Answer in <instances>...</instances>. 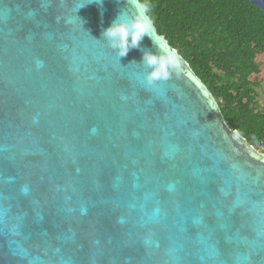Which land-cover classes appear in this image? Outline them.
<instances>
[{"label":"water","instance_id":"1","mask_svg":"<svg viewBox=\"0 0 264 264\" xmlns=\"http://www.w3.org/2000/svg\"><path fill=\"white\" fill-rule=\"evenodd\" d=\"M0 264H264V153L140 0H0Z\"/></svg>","mask_w":264,"mask_h":264},{"label":"trees","instance_id":"2","mask_svg":"<svg viewBox=\"0 0 264 264\" xmlns=\"http://www.w3.org/2000/svg\"><path fill=\"white\" fill-rule=\"evenodd\" d=\"M140 2L213 93L231 129L264 153V12L248 0Z\"/></svg>","mask_w":264,"mask_h":264},{"label":"clouds","instance_id":"3","mask_svg":"<svg viewBox=\"0 0 264 264\" xmlns=\"http://www.w3.org/2000/svg\"><path fill=\"white\" fill-rule=\"evenodd\" d=\"M122 15L124 13L120 12L112 24L102 33L103 39H106L110 46L118 51L120 57L126 56L132 48H139L144 36H149L148 28L139 16L121 19ZM141 63H146L153 69L148 76V79L151 80L155 75L156 60L153 59L150 50L144 51Z\"/></svg>","mask_w":264,"mask_h":264},{"label":"rangeland","instance_id":"4","mask_svg":"<svg viewBox=\"0 0 264 264\" xmlns=\"http://www.w3.org/2000/svg\"><path fill=\"white\" fill-rule=\"evenodd\" d=\"M258 94H259V104L261 107L264 109V84L262 85L261 88L258 89Z\"/></svg>","mask_w":264,"mask_h":264}]
</instances>
